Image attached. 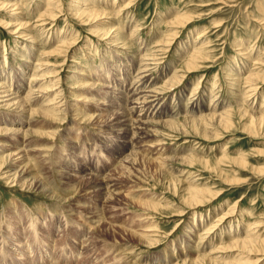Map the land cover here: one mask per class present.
<instances>
[{
	"label": "rangeland",
	"instance_id": "obj_1",
	"mask_svg": "<svg viewBox=\"0 0 264 264\" xmlns=\"http://www.w3.org/2000/svg\"><path fill=\"white\" fill-rule=\"evenodd\" d=\"M0 92V264H264V0H0Z\"/></svg>",
	"mask_w": 264,
	"mask_h": 264
},
{
	"label": "bare ground",
	"instance_id": "obj_2",
	"mask_svg": "<svg viewBox=\"0 0 264 264\" xmlns=\"http://www.w3.org/2000/svg\"><path fill=\"white\" fill-rule=\"evenodd\" d=\"M89 12V11H88ZM90 12H93L95 15H98L99 13L96 11V10H91ZM101 13V12H100ZM46 14V13H45ZM177 18V17H176ZM174 20H176V19H174ZM178 20H179V18H178ZM188 20V19H187ZM7 25V24H6ZM73 44V43H72ZM71 46V45H70ZM196 47V46H195ZM47 71V70H46ZM140 74V73H139ZM142 74V73H141ZM140 74V75H141ZM143 74H145V73H143ZM138 76V75H137ZM147 77V76H146ZM146 77H137L138 78V82H139V84L140 85H136V83L137 82H133L132 83V85L130 86V89L128 90V92L126 93V96L124 97V99H122V101L124 100L125 102H126V100L129 102V100L131 101V104L133 105V107L132 108H130V109H128V111H125V109L124 108H120V104H118V103H115L116 104V106H114V108H115V111L113 112V114H112V116H110L107 120H110L109 121V123L110 124H112L113 126H118L119 127V131L121 132V133H123V134H127V135H132V139L130 140V144L132 145V146H134V141L136 142V143H140V142H143L144 140H145V137H146V134L144 133V129H142L141 131L139 130V129H136L135 127H132V123H133V121L131 120L132 118H131V114H133L134 113V110H135V108L137 109V110H140V112H142L143 114H144V116L145 115H147L151 110H152V107L151 106H148V102H147V95H145V93L146 92H143V91H141V89L143 88V87H141L143 84L145 85V83L147 82V79H146ZM32 78V77H31ZM46 79V78H45ZM173 79V78H172ZM31 80V79H30ZM32 81V80H31ZM134 81V80H133ZM23 89V88H22ZM41 89V88H40ZM114 89V88H113ZM47 91V90H46ZM8 92V91H7ZM114 95H118V93H116V90L114 89ZM34 94L36 93V92H33ZM39 93H42V91H39L38 92V94ZM4 94V93H3ZM3 94H1V92H0V105H2V106H4V108H12V107H19V108H21V110L24 108V107H26V105H28V104H30V105H32L33 104V102H32V99H34V97L33 98H31L30 99V101L28 100V101H25L24 103L22 102V101H20V102H16L15 103V101H14V98H10V96H6V95H3ZM7 94V93H6ZM12 94V93H11ZM34 94H31V91L29 92V97L31 96H33ZM120 94V93H119ZM147 94H148V92H147ZM28 95V94H27ZM38 96V95H37ZM162 96V95H161ZM13 97V96H12ZM151 97V96H150ZM150 97H148V98H150ZM19 98V97H18ZM17 99V98H16ZM24 100V99H23ZM154 102V101H153ZM156 103V102H155ZM150 104V103H149ZM44 105V104H43ZM41 106V108H43V107H50V104H49V106ZM64 107V106H63ZM63 109V108H62ZM61 108H52L51 110H50V112H52V113H54V115H60V114H63L64 113V111L65 110H62ZM31 111V110H30ZM22 112V111H21ZM33 112H37V111H35V110H33L32 109V113ZM229 114H230V112H229ZM142 115V114H141ZM223 117V116H222ZM226 117V116H225ZM142 118H144V117H142ZM214 119V118H213ZM223 119V118H222ZM231 119V118H230ZM226 120V119H225ZM230 120L228 119V122H229ZM222 122H224V121H222ZM226 122V121H225ZM135 123L137 124V125H145V123L141 120V119H138V121H135ZM230 123H231V121H230ZM135 124V125H136ZM224 124V123H223ZM134 125V126H135ZM226 126V125H225ZM103 127V126H102ZM227 128L229 127V125L228 126H226ZM14 131H16V132H12L13 134H18V133H21V132H18V131H20V130H14ZM0 132H1V134L0 135H2V134H11V132H10V130H4V129H0ZM134 139V140H133ZM133 140V141H132ZM136 146V145H135ZM22 151H24V150H22ZM18 156H20L18 159H16V160H14L13 161V164H17V163H20V162H23L24 160H26V159H29L30 157L29 156H27L26 154H24L23 152H20L18 155H16V157H18ZM133 162H135V161H133ZM240 162V161H239ZM137 164V163H136ZM135 164V165H136ZM132 167L134 166V163L131 165ZM17 169V171L14 173V174H10V173H8L7 171L5 172V173H3L4 172V170H3V172L1 171V176H3L5 179H6V181H11V183L12 184H17V179L19 178V177H21L22 175V177H24L25 176V173L24 172H22V173H18V171L20 170V168H16ZM15 169V170H16ZM129 169V168H128ZM134 169V168H133ZM0 170H1V165H0ZM22 170V169H21ZM111 179H109V181H110ZM31 184H30V186L31 185H34V187L35 188H41V184H39V186L37 185V183H36V181L35 180H31V182H30ZM192 189H194V188H192ZM196 189V188H195ZM197 191V190H196ZM198 193H201V192H199V191H197ZM194 194H195V192H193ZM190 195V194H189ZM204 196V195H203ZM199 197H201V195H197V193H196V196L195 197H192L191 199H189V201L191 202V204H193V203H199L200 202V200L201 199H199ZM188 198V197H187ZM202 198V197H201ZM187 200V199H186ZM152 206V205H151ZM231 206V205H230ZM235 206V205H234ZM153 208H154V206H152ZM231 209H232V207H231ZM231 211V210H230ZM210 230H212V229H210ZM211 231H209L208 233H210ZM233 239V238H232ZM235 240V239H234ZM257 241V240H256ZM243 243V245L245 244V243H247V242H249V246L251 245V243H253V245L256 243L255 241L253 242V240L252 239H250V237L248 238L247 237V239L246 240H243V241H240V240H238V239H236L235 241H234V245H236V246H241L240 244H242ZM251 242V243H250ZM261 242H263V241H261ZM232 243V242H231ZM240 243V244H239ZM257 244V243H256ZM264 244V243H263ZM221 245V244H220ZM229 245H231V244H229ZM247 245V244H246ZM253 245L251 246V247H253ZM262 246V245H261ZM260 246V247H261ZM255 247V246H254ZM257 247V246H256ZM16 248H17V245H16ZM224 248H227V247H223V249ZM230 248V247H229ZM247 248V247H246ZM258 248V247H257ZM254 249H256V248H254ZM253 249V250H254ZM260 249V248H259ZM252 250V252L253 253H251V248H250V253L251 254H254V251ZM262 250V249H261ZM260 250V251H261ZM263 250H264V247H263ZM262 250V251H263ZM226 251V250H225ZM256 251V250H255ZM259 251V252H260ZM261 251V252H262ZM249 252V251H248ZM249 253V254H250ZM256 253V252H255ZM255 255V254H254ZM251 257H253V256H251ZM241 261V260H240ZM186 263V262H185ZM211 263V262H210ZM209 263V264H210ZM237 263H239V262H237ZM229 264V263H228ZM233 264V263H232ZM244 264V263H243ZM257 264V263H256Z\"/></svg>",
	"mask_w": 264,
	"mask_h": 264
}]
</instances>
